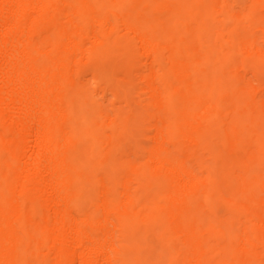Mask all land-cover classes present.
Listing matches in <instances>:
<instances>
[{"label": "bare ground", "instance_id": "obj_1", "mask_svg": "<svg viewBox=\"0 0 264 264\" xmlns=\"http://www.w3.org/2000/svg\"><path fill=\"white\" fill-rule=\"evenodd\" d=\"M0 264H264V0H0Z\"/></svg>", "mask_w": 264, "mask_h": 264}]
</instances>
